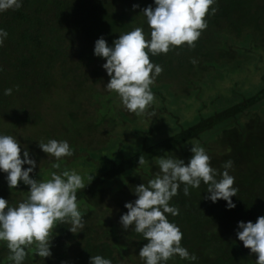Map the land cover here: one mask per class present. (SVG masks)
Returning <instances> with one entry per match:
<instances>
[{
    "label": "trees",
    "instance_id": "1",
    "mask_svg": "<svg viewBox=\"0 0 264 264\" xmlns=\"http://www.w3.org/2000/svg\"><path fill=\"white\" fill-rule=\"evenodd\" d=\"M148 6L154 8V0H22L19 9L0 12V29L8 33L0 46V135L17 140L21 158L28 150L37 164L32 178L75 170L85 185L77 192L85 227L73 234L69 224L57 223L52 256L29 251L23 264H90L96 255L112 264H145L139 250L147 241L120 223L124 205L137 199L135 187L159 172L157 157L174 155L187 163L193 142L219 172L233 162L236 207L204 199L203 182L189 188V196L181 185L169 202L179 215H166L183 233L181 246L197 259L177 255L165 264H256L236 233L239 222L264 216V85L249 88L244 77L250 74L246 66L264 58V0H216L217 11L206 17L194 48L149 54L163 68L151 86L155 100L148 111L154 117L130 113L115 92L100 91L110 78L106 60L94 55L99 38L112 47L135 27L150 39L142 13ZM9 88L12 94L4 95ZM51 139L67 141L74 154L59 161L47 156L38 143ZM140 155L147 161L142 167ZM28 191L22 181L10 189L0 171V198L10 206ZM8 255L0 242V264H13Z\"/></svg>",
    "mask_w": 264,
    "mask_h": 264
},
{
    "label": "clouds",
    "instance_id": "2",
    "mask_svg": "<svg viewBox=\"0 0 264 264\" xmlns=\"http://www.w3.org/2000/svg\"><path fill=\"white\" fill-rule=\"evenodd\" d=\"M154 2V8L148 6L142 11L150 28V39L146 38L143 28L135 27L119 35L112 47L103 37L94 47V55L106 60L103 68L110 78L106 90L115 92L123 107L137 116L156 115L154 111H148L155 100L151 86L163 68L152 63L149 54H167L185 44L194 48L208 26L206 17L217 11L212 7L216 0ZM20 7L22 0H0V12ZM137 7L133 6L134 9ZM7 36L8 33L0 29V46ZM11 94V88L4 90V95ZM38 147L57 161L74 154L67 141H40ZM190 152L187 163L174 155L157 157L159 172L147 184L135 187L133 193L137 199L124 205L127 213L121 216L120 223L125 231L133 228L147 241L139 250V257L145 264H165L177 255L184 260L197 259L181 246L183 233L166 215H179V209L170 206L169 202L178 195L181 185L184 195L189 196V188H199L203 182L209 194L204 199L213 203L224 200L229 210L236 207L231 198L237 196L238 189L233 186L235 178L229 174L233 162L227 161L221 173L210 166V157L199 142H193ZM146 163L140 155L138 165L142 167ZM36 167V161L29 158L27 149L21 158V146L14 137L0 135V171L7 174L9 188H17L21 181L29 187L27 197L17 206H10L7 200L0 198V242L6 243L7 259L13 264H23L29 251L44 259L51 257L52 232L57 223L69 224L68 230L73 234L85 227L77 202L78 190L85 188L82 176L75 170L66 169L60 174L51 173L47 180L35 179L30 174ZM51 167L59 169L60 164L53 163ZM238 229L237 238L257 257L256 264H264V216L258 217L255 223L239 222ZM90 264H112V261L96 255L91 256Z\"/></svg>",
    "mask_w": 264,
    "mask_h": 264
},
{
    "label": "rangeland",
    "instance_id": "3",
    "mask_svg": "<svg viewBox=\"0 0 264 264\" xmlns=\"http://www.w3.org/2000/svg\"><path fill=\"white\" fill-rule=\"evenodd\" d=\"M251 66L252 64L246 66V69L250 68V74L246 73L247 76L244 75L245 83L249 88L253 86H256L255 89L261 88L264 85V78L261 79V77H264V58H261V62H258L255 67L251 68ZM105 87L106 85H100V91L108 92ZM186 112L187 110H181L182 115H185Z\"/></svg>",
    "mask_w": 264,
    "mask_h": 264
}]
</instances>
